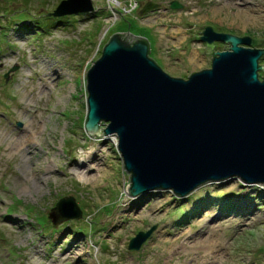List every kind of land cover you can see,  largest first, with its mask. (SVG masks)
<instances>
[{
  "label": "rangeland",
  "instance_id": "rangeland-1",
  "mask_svg": "<svg viewBox=\"0 0 264 264\" xmlns=\"http://www.w3.org/2000/svg\"><path fill=\"white\" fill-rule=\"evenodd\" d=\"M61 1L0 0V264H264L262 185L236 179L183 199L170 191L132 198L115 139L83 129L86 73L111 35L144 37L162 71L186 79L210 68L211 55L194 39L205 26L264 41V0H91L90 14L48 17ZM150 2L160 10L142 15ZM171 2L182 9L170 10ZM228 48L215 43L213 52ZM33 132L34 150H17L15 142ZM88 156H96L98 173ZM81 171L88 181L79 180ZM68 197L81 218L53 226L50 210ZM247 207L251 213L238 217ZM153 226L142 249L129 253V241ZM215 240L219 260L203 246Z\"/></svg>",
  "mask_w": 264,
  "mask_h": 264
},
{
  "label": "water",
  "instance_id": "water-1",
  "mask_svg": "<svg viewBox=\"0 0 264 264\" xmlns=\"http://www.w3.org/2000/svg\"><path fill=\"white\" fill-rule=\"evenodd\" d=\"M159 8L150 2L141 14ZM169 9L182 6L171 2ZM92 12L91 0H63L48 17ZM198 41L211 55L210 68L186 79L164 73L150 58L148 41L129 32L111 35L86 73L83 129L88 137L115 139L130 176L129 197L170 191L183 199L205 184L236 179L264 187V78L258 77L264 49L256 48L264 41L216 33L209 26ZM215 43L229 48L213 52ZM80 218L71 197L60 199L48 214L53 226ZM155 230L138 232L127 251L139 252Z\"/></svg>",
  "mask_w": 264,
  "mask_h": 264
},
{
  "label": "bare ground",
  "instance_id": "bare-ground-1",
  "mask_svg": "<svg viewBox=\"0 0 264 264\" xmlns=\"http://www.w3.org/2000/svg\"><path fill=\"white\" fill-rule=\"evenodd\" d=\"M34 135H35V133L33 132V134H28V135H25V136H21L22 138L21 139H18V141L15 142V146L17 145V148H18L17 150H20V147H23L24 144H30L33 141V138H35ZM26 136H27L28 139L25 138ZM28 147H29V149L31 148V149L34 150L32 144H30L29 146H26V148H24V149L22 148V150L25 151V152H27L29 150ZM31 153L32 152L29 151V154H31ZM88 159H89L88 163L90 164V167L92 168L95 165L96 172L98 173V168H97L98 165L96 163V156H92V157L91 156H88ZM71 166H73L75 169L78 168L79 170L80 169H84V167L82 168V167H80L79 164H76V163H72ZM85 173L83 171L77 173L79 180L82 181V182L83 181L86 182V181L89 180V179H87ZM28 189H29V191H33L35 193H37V192L40 191V188L38 186H35L34 184L33 185L30 184L29 187H28ZM155 194H158V192L148 193V194H145L143 196L155 195ZM240 213H239V216L238 217H244L245 215H248V214L251 213V209L249 207L243 208L240 211ZM222 215L223 214L215 216V219H218L219 217H222ZM231 216L235 217V214L228 215V218L231 217ZM8 223L12 224L11 221H9ZM17 225H16L17 226V230H19V231H23L24 230V225H22L21 222H18ZM25 240L23 239L22 242H25ZM203 246L205 247L204 249H206V250L210 251L212 254H214V258L215 259L219 260L222 257L223 253H222V250H221L219 241L215 240L213 242H209V243L207 242V243L203 244ZM37 249H38V246H34L35 256H37L38 254H40L39 250L37 252ZM70 255H74V251L70 252Z\"/></svg>",
  "mask_w": 264,
  "mask_h": 264
},
{
  "label": "flooded vegetation",
  "instance_id": "flooded-vegetation-1",
  "mask_svg": "<svg viewBox=\"0 0 264 264\" xmlns=\"http://www.w3.org/2000/svg\"><path fill=\"white\" fill-rule=\"evenodd\" d=\"M158 10H160V9H158ZM158 10H157V11H158ZM202 31H203V30H202ZM202 31H201V33H202ZM201 33H200V34H201ZM199 38H200V37H199ZM199 38H197V40H198ZM213 47H215V44H214ZM256 48H258V47L256 46ZM204 49H205V46H204ZM263 49H264V48H263ZM204 54H205V55H208V54H206L205 52H204ZM208 56H209V55H208ZM211 59H212V58H211ZM210 64H211V63H210Z\"/></svg>",
  "mask_w": 264,
  "mask_h": 264
},
{
  "label": "trees",
  "instance_id": "trees-1",
  "mask_svg": "<svg viewBox=\"0 0 264 264\" xmlns=\"http://www.w3.org/2000/svg\"><path fill=\"white\" fill-rule=\"evenodd\" d=\"M259 65H261V64L259 63ZM263 72H264V71H263ZM258 77L260 78L261 76L258 75ZM261 78H262V77H261ZM261 78H260V79H261ZM262 79H263V78H262Z\"/></svg>",
  "mask_w": 264,
  "mask_h": 264
}]
</instances>
